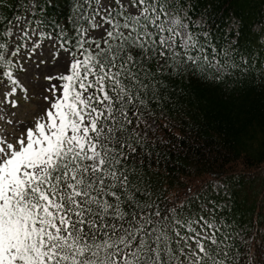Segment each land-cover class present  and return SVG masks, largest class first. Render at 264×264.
<instances>
[{"label": "snow or ice", "instance_id": "6c2138e0", "mask_svg": "<svg viewBox=\"0 0 264 264\" xmlns=\"http://www.w3.org/2000/svg\"><path fill=\"white\" fill-rule=\"evenodd\" d=\"M15 7L11 18L0 11L3 103L15 107L10 96L27 92L18 73L33 61L47 84L32 118L0 134V264H264V253L238 250L223 203L164 196L152 179L169 144L152 118L164 115L175 81L245 84L239 21L214 30L223 13L204 5L197 15L193 0Z\"/></svg>", "mask_w": 264, "mask_h": 264}, {"label": "trees", "instance_id": "16d2710c", "mask_svg": "<svg viewBox=\"0 0 264 264\" xmlns=\"http://www.w3.org/2000/svg\"><path fill=\"white\" fill-rule=\"evenodd\" d=\"M6 2L12 7L0 11L11 18L19 0ZM193 3L197 15L204 5L223 13L212 26L214 30L222 32L226 22L233 18L239 21L237 47L239 54L249 61L248 76L245 84L235 91L230 84L229 87L210 84L195 75L175 81L173 100L165 105L164 115L157 110L152 118L157 140L169 141L165 145L167 150L161 149L163 158L152 179L164 190V196L187 193L191 198L194 192H199L202 197L212 190V181L227 186L230 196L219 214L231 225L238 250L254 253L259 260L264 253V209L260 204L264 185L260 181L255 188L254 182L264 171V88L260 87L264 81V44L258 39L264 35V25L260 24L264 20V0H193ZM177 133L184 138L183 144L176 138ZM171 144L178 145L180 150ZM189 144L191 149L187 147ZM238 228L246 231L247 242L238 237Z\"/></svg>", "mask_w": 264, "mask_h": 264}, {"label": "rangeland", "instance_id": "374dc122", "mask_svg": "<svg viewBox=\"0 0 264 264\" xmlns=\"http://www.w3.org/2000/svg\"><path fill=\"white\" fill-rule=\"evenodd\" d=\"M45 74V68L43 66L36 65L35 61H33V67L29 68L28 72L18 73V76L27 89V92L24 93L23 91L18 90L15 94L10 96V99H15L17 101L15 107L10 104L3 103V93L6 90L4 85L7 83L6 78H3V83H0V134H3V131L5 130L9 133L12 132L18 121H29L39 110V106L42 104L40 94L44 91V86L47 84V81L44 79ZM9 121L12 123H9ZM259 175L258 179L254 182L255 188L258 186L260 181L264 185V171H262ZM227 192V186H223L218 191H207L202 195V198L205 194H207L209 199L214 200L216 203H223L224 206H227V198L230 196ZM260 204L262 209H264V197L261 199ZM262 218L264 219V216ZM245 232L246 231L241 228L236 230L238 237L244 242H247L249 237Z\"/></svg>", "mask_w": 264, "mask_h": 264}]
</instances>
